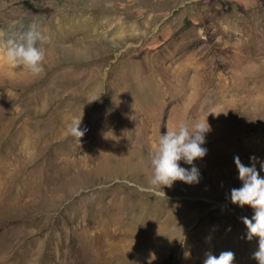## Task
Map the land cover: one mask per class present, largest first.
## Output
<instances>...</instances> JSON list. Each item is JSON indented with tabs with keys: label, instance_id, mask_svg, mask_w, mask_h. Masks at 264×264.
<instances>
[{
	"label": "rangeland",
	"instance_id": "obj_1",
	"mask_svg": "<svg viewBox=\"0 0 264 264\" xmlns=\"http://www.w3.org/2000/svg\"><path fill=\"white\" fill-rule=\"evenodd\" d=\"M33 27L39 75L4 55ZM197 120L199 182L154 189L160 134ZM253 154L264 0H0V264H257L230 200Z\"/></svg>",
	"mask_w": 264,
	"mask_h": 264
},
{
	"label": "clouds",
	"instance_id": "obj_2",
	"mask_svg": "<svg viewBox=\"0 0 264 264\" xmlns=\"http://www.w3.org/2000/svg\"><path fill=\"white\" fill-rule=\"evenodd\" d=\"M42 39L44 37L39 31L34 27L30 28L18 41L9 43L4 49V55L13 66L39 75L44 71V52L39 46ZM79 124L74 131L82 136L83 131ZM210 130L207 120L184 121L160 134L154 151L150 153L152 167L150 184L154 189L170 187L176 180L188 184L199 182L200 172L194 161L206 155L207 148L204 145L206 134ZM233 159L240 185L230 189V200L240 207L245 205L251 207L252 215L240 219L247 229L245 238L248 240L258 238V246L252 252V257L257 264H264V176L260 174L264 172V159L254 154L249 157L248 164L242 162L239 155H235ZM181 161L190 167L182 166ZM234 255L231 250L221 251L219 255L208 251L203 264H233Z\"/></svg>",
	"mask_w": 264,
	"mask_h": 264
}]
</instances>
